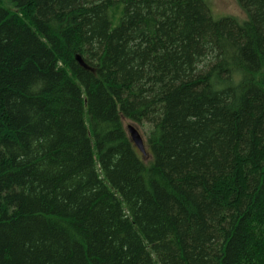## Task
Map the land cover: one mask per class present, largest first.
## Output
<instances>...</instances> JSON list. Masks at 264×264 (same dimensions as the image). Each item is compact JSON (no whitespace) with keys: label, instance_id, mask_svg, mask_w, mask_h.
I'll use <instances>...</instances> for the list:
<instances>
[{"label":"trees","instance_id":"obj_1","mask_svg":"<svg viewBox=\"0 0 264 264\" xmlns=\"http://www.w3.org/2000/svg\"><path fill=\"white\" fill-rule=\"evenodd\" d=\"M236 1L0 0V264H264V0Z\"/></svg>","mask_w":264,"mask_h":264},{"label":"rangeland","instance_id":"obj_2","mask_svg":"<svg viewBox=\"0 0 264 264\" xmlns=\"http://www.w3.org/2000/svg\"><path fill=\"white\" fill-rule=\"evenodd\" d=\"M208 2L211 9V13L216 18L229 16L234 17L240 21L246 19L244 12L240 8L236 0H208ZM9 7L12 8V6ZM129 125H133L141 132V134H144L143 128L138 127L129 121H125L126 128H128ZM149 159L150 158H146V161H148Z\"/></svg>","mask_w":264,"mask_h":264},{"label":"water","instance_id":"obj_3","mask_svg":"<svg viewBox=\"0 0 264 264\" xmlns=\"http://www.w3.org/2000/svg\"><path fill=\"white\" fill-rule=\"evenodd\" d=\"M78 62L83 66L86 67L85 64L83 63L81 57H77ZM128 133L130 135V138L132 142L135 144L136 148L144 155L147 156V151H146V146L143 140V137L139 130L134 127L133 125H129L128 128Z\"/></svg>","mask_w":264,"mask_h":264}]
</instances>
